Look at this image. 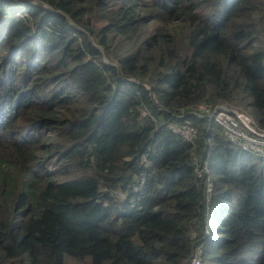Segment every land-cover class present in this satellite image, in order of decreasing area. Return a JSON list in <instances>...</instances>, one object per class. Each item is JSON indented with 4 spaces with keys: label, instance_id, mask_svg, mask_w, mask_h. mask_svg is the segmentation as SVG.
I'll use <instances>...</instances> for the list:
<instances>
[{
    "label": "trees",
    "instance_id": "obj_1",
    "mask_svg": "<svg viewBox=\"0 0 264 264\" xmlns=\"http://www.w3.org/2000/svg\"><path fill=\"white\" fill-rule=\"evenodd\" d=\"M202 101L264 127V0H0V264H264V156Z\"/></svg>",
    "mask_w": 264,
    "mask_h": 264
},
{
    "label": "built area",
    "instance_id": "obj_2",
    "mask_svg": "<svg viewBox=\"0 0 264 264\" xmlns=\"http://www.w3.org/2000/svg\"><path fill=\"white\" fill-rule=\"evenodd\" d=\"M194 109L197 113L208 114L215 122L220 124L224 135L233 144L251 153L264 156V127L259 126L251 114L234 103L224 101L215 105L202 101ZM170 127L186 139H193L196 134L195 125L189 121L180 124L171 123ZM203 169L204 167H197V172L201 173ZM207 188H211V181L208 182ZM201 263L202 244H199L189 264Z\"/></svg>",
    "mask_w": 264,
    "mask_h": 264
},
{
    "label": "rangeland",
    "instance_id": "obj_3",
    "mask_svg": "<svg viewBox=\"0 0 264 264\" xmlns=\"http://www.w3.org/2000/svg\"><path fill=\"white\" fill-rule=\"evenodd\" d=\"M260 252H261V246L258 245L256 248H249L246 254L248 256H258ZM64 258H65V264H92L91 257L89 255H75L66 252Z\"/></svg>",
    "mask_w": 264,
    "mask_h": 264
},
{
    "label": "clouds",
    "instance_id": "obj_4",
    "mask_svg": "<svg viewBox=\"0 0 264 264\" xmlns=\"http://www.w3.org/2000/svg\"><path fill=\"white\" fill-rule=\"evenodd\" d=\"M241 108V107H240ZM242 109V108H241ZM243 110V109H242ZM245 111V110H244ZM245 112H247V111H245ZM143 113H145V112H143ZM250 114V113H249ZM211 118V117H210ZM206 165V164H205ZM205 167H207V165L205 166ZM202 250H203V247H202ZM193 257V256H192ZM191 260V259H190ZM189 263H190V261H189ZM188 263V264H189Z\"/></svg>",
    "mask_w": 264,
    "mask_h": 264
}]
</instances>
